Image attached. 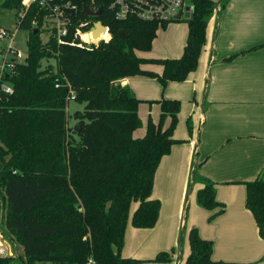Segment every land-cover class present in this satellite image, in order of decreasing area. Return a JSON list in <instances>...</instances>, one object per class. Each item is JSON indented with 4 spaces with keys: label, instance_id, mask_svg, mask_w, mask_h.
<instances>
[{
    "label": "trees",
    "instance_id": "16d2710c",
    "mask_svg": "<svg viewBox=\"0 0 264 264\" xmlns=\"http://www.w3.org/2000/svg\"><path fill=\"white\" fill-rule=\"evenodd\" d=\"M55 1L77 6L74 24L102 20L110 38L80 46L72 27L67 42L59 44L45 8L32 3L19 17L23 0H0L3 7L16 11L17 23L28 30L25 60L3 79L12 92L0 89V232L23 251L0 256V264L16 258L23 264H147L148 260L122 255L126 226L133 202L138 203L133 226L153 227L158 220L161 203L152 197L154 179L162 157L178 141L173 133L181 101L158 100L159 121L149 117L145 134L135 136L142 126L141 100L119 80L133 75L156 76L163 85L185 80L198 66L217 3L190 0L193 10L185 18L188 35L180 57L146 58L138 51H149L157 29L166 23L135 16L118 19L109 9L112 0ZM85 5L102 7L100 15H86ZM101 30L99 26L92 37ZM121 30L128 37H121ZM148 62L162 64L163 72L143 69ZM72 94L84 107L74 111L71 125L67 106ZM244 183L246 207L264 236V168ZM197 200L207 209L219 207L210 218L224 210L209 179L198 190ZM189 242L191 251L183 264L224 263L212 259L214 242L196 227L189 230ZM171 256L162 250L152 260L170 261Z\"/></svg>",
    "mask_w": 264,
    "mask_h": 264
},
{
    "label": "crops",
    "instance_id": "0c3cea01",
    "mask_svg": "<svg viewBox=\"0 0 264 264\" xmlns=\"http://www.w3.org/2000/svg\"><path fill=\"white\" fill-rule=\"evenodd\" d=\"M214 1L217 9L208 19L198 66L185 80H169L164 85L158 77L148 75L119 80L141 100L142 126L135 136L145 134L149 117L159 121L158 100L181 101L180 129L173 133L178 141L162 157L154 179L152 197L161 203L158 220L153 227L133 226L131 217L138 204L133 202L126 226L122 255L148 260L147 264H183L191 251L188 231L193 227L203 238L213 240L214 261L264 264V237L246 207L244 183L258 177L264 168V0ZM174 28L170 37L169 31L163 32L162 52L150 53L158 44L156 35L152 48L138 51V55L180 57L188 23H175ZM142 68L163 72L160 63H144ZM184 122L188 128L191 125L189 134L181 130ZM207 179L215 184L216 198L224 205L213 218L219 207L207 209L197 200ZM4 242L12 251L14 244L19 246ZM162 250L170 251L172 259L153 261ZM22 251V247L15 249L17 255Z\"/></svg>",
    "mask_w": 264,
    "mask_h": 264
},
{
    "label": "built area",
    "instance_id": "2783aa9c",
    "mask_svg": "<svg viewBox=\"0 0 264 264\" xmlns=\"http://www.w3.org/2000/svg\"><path fill=\"white\" fill-rule=\"evenodd\" d=\"M22 3L23 8L19 12V17L24 16L32 3H38L47 10V19L50 21L49 26L59 44L67 42L66 37L72 27H74V38L80 39V42L77 43L80 46L98 44L100 41H107L110 38L109 26L102 20V23L106 26V32L98 39L92 37L93 32L98 30L96 24L98 20L83 19L74 24L73 18L77 15V6L71 1L59 3L55 0H23ZM186 7H189L190 11L193 10L190 0H112L109 5V9L118 19L135 16L139 19L166 24L182 19ZM90 8L94 11L97 10L96 7ZM73 10L74 14L72 13ZM179 11H182V15L180 19H177ZM87 34L90 35V38H85ZM13 36V31L10 32L5 28H0V39H8V43L0 49V89L6 92H12V87L3 79L6 75L13 73L16 63L21 62L20 58L23 57V53L13 47ZM70 43L75 44L74 41ZM72 97L74 98L73 94ZM13 254L14 251L5 244L0 232V256Z\"/></svg>",
    "mask_w": 264,
    "mask_h": 264
},
{
    "label": "rangeland",
    "instance_id": "374dc122",
    "mask_svg": "<svg viewBox=\"0 0 264 264\" xmlns=\"http://www.w3.org/2000/svg\"><path fill=\"white\" fill-rule=\"evenodd\" d=\"M18 21H19V18L17 17L16 11L14 9L5 8V7H3L0 4V27L1 28H6V29L8 28V29L13 31V33H14V36H13V47L23 53V57H21L20 60L24 61L25 57L27 56L28 30H26L24 28H21L19 26V24L17 23ZM181 22H186L187 23V21L185 20V17H183L181 20H176V21L169 22L165 26L160 25L159 28L157 29V37L155 39L156 41H158L157 42L158 44L155 46L154 49L152 48L150 53H152V52L153 53L162 52L164 44H165V39L162 40L163 39L162 36L164 35L163 32L164 31H169L168 32V37H170L174 33V29H175L174 28V24L175 23H181ZM48 35H49V32L47 30L42 32V37L45 40L49 38ZM97 38H99V37H97ZM97 38H95V39H97ZM7 43H8V39L7 38L0 39V49H1V47L6 45ZM46 62H47L46 60H43V65ZM49 62L54 64L55 60L54 59H50ZM83 107H84L83 103H79L73 97L70 98L68 106H67V110H68V114L70 116L71 125L75 122L74 117H73L74 111L77 110V109L82 110ZM178 122H177V125H176V131L177 132H178V129H180V124ZM182 129H183V132L186 131L189 134V128H188L186 122H184L183 127L181 128V130ZM181 130H180V132H181ZM0 164H3V161L1 159V157H0ZM194 167H196L195 163H194ZM193 178H194V168H193V173H192V176H191V180L192 181H193ZM188 206L189 205L187 203V205L185 207V212L187 211ZM186 215H187V212H186ZM188 233H189V231H188ZM17 247H20V249H21L20 245L19 246H15V244H14V246H13L14 253H15L14 255H17V253L15 252V249H17ZM10 264H23V263L21 262V260L19 258H16V259H13Z\"/></svg>",
    "mask_w": 264,
    "mask_h": 264
},
{
    "label": "water",
    "instance_id": "95a60500",
    "mask_svg": "<svg viewBox=\"0 0 264 264\" xmlns=\"http://www.w3.org/2000/svg\"><path fill=\"white\" fill-rule=\"evenodd\" d=\"M101 10H102V7H99L97 10L94 11V10H92V9L90 8V6H88V5H85V6H84V12H85L86 15H88V16H99L100 13H101ZM72 13L74 14V10L72 11ZM181 15H182V11H179V13L177 14V19H180ZM191 15H192V11L189 10V7H186V11L184 12V17L188 18V17H190ZM96 24H97V25L100 24V25H102L103 27L106 28V26L102 23L101 20H98V21L96 22ZM37 32H38V28L36 27V28L34 29V33H37ZM94 33H95V32H93V34H94ZM120 35H121V37H123V38L128 37V34H127L124 30H121V31H120Z\"/></svg>",
    "mask_w": 264,
    "mask_h": 264
},
{
    "label": "bare ground",
    "instance_id": "6f19581e",
    "mask_svg": "<svg viewBox=\"0 0 264 264\" xmlns=\"http://www.w3.org/2000/svg\"><path fill=\"white\" fill-rule=\"evenodd\" d=\"M99 26L100 27H102V30H101V33L97 36V37H101V36H103L104 35V33L106 32V28L105 27H103L102 25H100V24H98V30H99ZM96 37V38H97ZM98 39V38H97Z\"/></svg>",
    "mask_w": 264,
    "mask_h": 264
}]
</instances>
